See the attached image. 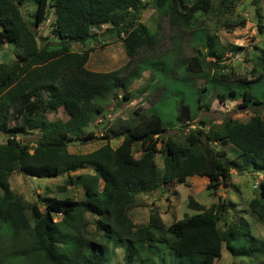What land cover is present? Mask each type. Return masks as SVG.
<instances>
[{
	"label": "trees",
	"instance_id": "1",
	"mask_svg": "<svg viewBox=\"0 0 264 264\" xmlns=\"http://www.w3.org/2000/svg\"><path fill=\"white\" fill-rule=\"evenodd\" d=\"M32 1L36 9L29 22L20 8L23 0H0V45L7 41L20 47L12 62L0 61V132L5 136L0 142V264H102L109 244L122 247L124 264H135L136 259L138 264L149 262L163 249L175 253L177 264H214L223 245L234 256L264 254V238L251 232L244 216L226 228L219 227L218 222L230 205L224 199L205 207L189 196L188 205L196 211L166 226L158 213L151 214L146 224L135 226L127 211L136 194L170 182L186 183L193 175L205 176L206 187L211 191L220 184L228 185L234 164L225 158L221 145L232 144L239 153L254 159L256 170H264L261 115L254 114L246 121L227 115L220 122L200 119V125L189 128L179 142L170 136L159 138L167 127L159 114L150 111L151 105L141 114L136 110L133 123L120 124L122 128L117 131L112 128L122 136L116 147L106 141L89 152L68 150L69 142L92 135V131L85 133L84 129L103 112L102 103L118 98L116 90L124 87L122 72L133 57L142 48H155L158 32L137 20L141 10L152 5L170 26L191 28L197 13L230 14L234 0ZM49 8L54 11L52 24L58 41L54 46L50 42L39 46L36 28L45 20ZM243 23V18H226L224 22L228 27ZM103 24L120 37L128 61L120 68L95 71L86 67L92 48L73 50L71 43L95 37L92 27ZM257 25L259 29L264 27L260 19ZM205 39L202 57L194 54L186 59L184 78L198 72L207 56L211 57L208 63L212 66L224 67L220 64L222 52L217 36L209 33ZM258 60L262 68L253 67V78H232L215 70L210 81L258 84L264 77V50ZM145 67L142 65L141 71ZM195 88L199 92L206 90L207 95L213 90L209 85ZM128 94L125 91L123 95ZM227 96L240 99V107L264 105V97L247 87L217 91L219 100ZM62 106L70 114L67 119L48 118L47 112ZM197 107L200 109L202 102ZM196 115L182 101L169 127L182 120L187 126ZM35 129L40 130V136L30 151V142L17 135ZM136 143L138 156L133 148ZM157 153L162 155V167L156 163ZM87 165L92 166L91 172L68 177L69 183L83 189V198L44 197L45 211L10 187L9 177L14 171L37 177L58 176ZM256 192L247 206L261 220L264 181L259 182Z\"/></svg>",
	"mask_w": 264,
	"mask_h": 264
},
{
	"label": "rangeland",
	"instance_id": "2",
	"mask_svg": "<svg viewBox=\"0 0 264 264\" xmlns=\"http://www.w3.org/2000/svg\"><path fill=\"white\" fill-rule=\"evenodd\" d=\"M191 2L192 0H188ZM22 14L27 21L34 19L36 4L32 0H23L20 6ZM258 8L259 16L256 13ZM239 20L244 23L228 27L225 20ZM258 19L264 23V0H234L233 11L226 16L197 13L194 25L191 28L170 26L167 18L161 16L152 6L148 5L141 10L138 21L146 24L153 31L158 32V42L153 50L142 48L133 57L131 64L122 72L124 87L116 90L118 98H109L103 102L104 110L84 130L92 131L91 136H82L68 144L70 152H89L108 141L116 147L122 140L121 135H116L115 130L122 128L120 124L126 121L133 123L132 119L141 114L152 105L150 111L159 114L167 129L163 130L159 138L172 137L181 142L189 128L200 125L199 120L220 122L224 116H231L236 121H246L254 114L264 117V105H252L240 107V99L234 100L229 96L223 100L216 97L217 91H227L230 88L242 90L247 87L259 97H264V77L261 82L231 83L210 81L215 73L229 74L232 78L244 76L253 78V67L261 69L258 57L264 50V27L258 28ZM54 11L49 8L45 20L36 28L37 43L39 46L50 42L51 46L57 44L58 38L53 30ZM107 24L94 25L91 29L97 35L84 42L71 43L73 50L82 51L92 48L90 60L86 67L95 71H109L120 68L128 61L122 41L119 36L107 30ZM213 33L217 36L222 58L220 64L224 67L216 68L208 63L210 56L198 72L188 75L186 73V59L197 54L202 57L205 49V37ZM20 47L16 43L5 41L0 45V61L12 62L16 58ZM153 62V64H152ZM145 69L141 71V66ZM152 69L153 71H151ZM216 70V71H215ZM209 85L212 92H199L195 87L202 88ZM128 91L127 97L124 92ZM201 97V100L198 98ZM184 102L190 108L191 113H196V118L187 123L182 120L174 126L169 125L175 121L177 105ZM202 107L198 109V103ZM198 110V111H197ZM50 119L59 117L67 119L70 114L65 107H60L55 112H47ZM14 119H10L13 123ZM40 136V130H31L27 134H19L17 138L30 142V151L35 141ZM5 136L0 132V142ZM161 140V139H159ZM161 146V143H158ZM220 147V146H219ZM134 154L139 155V144L133 146ZM225 158L234 164L228 185L220 184L214 191L207 189L205 176L193 175L187 178L186 183L170 182L165 185H157L149 192L136 194L134 202L128 207V214L135 226H141L149 221L151 214L158 213L166 226L171 222L182 218L186 214L195 212L188 205V197L205 207L218 203L224 199L230 203L226 213L222 215L218 225L226 228L227 224L236 223L241 216L249 222L251 232L264 238V219L259 220L248 210V201L259 190V182L264 181V170H256L254 159L242 155L232 144L221 145ZM159 167L163 166L161 153L155 156ZM253 164V165H252ZM92 166H84L71 173H62L58 176H31L21 171H14L9 177L11 189L21 195L28 202H37L41 210L45 211L44 197L63 198L71 196L75 199L83 198V189L68 182L69 175L79 172H91ZM63 188H61V187ZM90 228L93 226L90 224ZM174 252L163 249L155 255L151 261L142 264H177L174 260ZM139 260H135L138 264ZM102 264H124L123 249L109 244L106 246ZM214 264H264L263 253H252L250 256H234L223 245L221 254Z\"/></svg>",
	"mask_w": 264,
	"mask_h": 264
},
{
	"label": "crops",
	"instance_id": "3",
	"mask_svg": "<svg viewBox=\"0 0 264 264\" xmlns=\"http://www.w3.org/2000/svg\"><path fill=\"white\" fill-rule=\"evenodd\" d=\"M89 60H90V55H89V58H88V60H87V63L89 62ZM87 63H86V65H87ZM88 68V67H87ZM90 69V68H89ZM92 70V69H91Z\"/></svg>",
	"mask_w": 264,
	"mask_h": 264
}]
</instances>
